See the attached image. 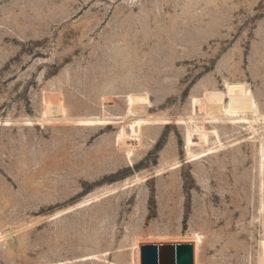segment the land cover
Wrapping results in <instances>:
<instances>
[{"label": "rangeland", "instance_id": "374dc122", "mask_svg": "<svg viewBox=\"0 0 264 264\" xmlns=\"http://www.w3.org/2000/svg\"><path fill=\"white\" fill-rule=\"evenodd\" d=\"M187 242L264 264V0H0V264Z\"/></svg>", "mask_w": 264, "mask_h": 264}, {"label": "water", "instance_id": "95a60500", "mask_svg": "<svg viewBox=\"0 0 264 264\" xmlns=\"http://www.w3.org/2000/svg\"><path fill=\"white\" fill-rule=\"evenodd\" d=\"M141 264H195L193 242L140 244Z\"/></svg>", "mask_w": 264, "mask_h": 264}, {"label": "bare ground", "instance_id": "6f19581e", "mask_svg": "<svg viewBox=\"0 0 264 264\" xmlns=\"http://www.w3.org/2000/svg\"><path fill=\"white\" fill-rule=\"evenodd\" d=\"M218 98V102H221V96L217 97ZM217 99L215 98H211L209 99V102L210 103H213L214 101H216ZM145 101V97L144 96H135L134 99H133V102L135 104H140L141 102H144ZM195 115L196 116H202V117H208V113H207V106L206 104L202 101V100H196L195 102Z\"/></svg>", "mask_w": 264, "mask_h": 264}]
</instances>
